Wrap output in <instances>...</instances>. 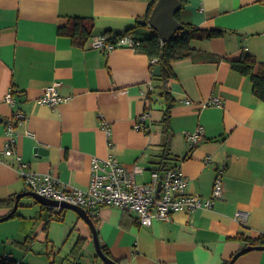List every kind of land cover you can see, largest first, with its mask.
<instances>
[{
	"label": "crops",
	"instance_id": "1",
	"mask_svg": "<svg viewBox=\"0 0 264 264\" xmlns=\"http://www.w3.org/2000/svg\"><path fill=\"white\" fill-rule=\"evenodd\" d=\"M153 1L0 0V218L31 190L18 160L3 152L10 123L16 150L30 169L83 189L94 157L115 155L130 170L142 167V182L151 180L167 150L188 178V191L203 197L211 195L217 168L224 165L222 198L211 208L178 211L170 221L148 226L131 211L102 206L94 219L101 244L122 264H228L247 239L264 233V100L254 93L251 76L231 63L244 50L264 63V0H187L177 15L181 22L224 33L192 39L190 53L173 61L169 132L165 89L153 78L150 57L132 48L106 52L90 45L94 35L115 38L131 27L137 37H147L153 28L140 20L148 18ZM74 16L94 21L83 46L59 32ZM54 81L62 96L71 97L56 106L40 101ZM12 86L19 91L15 104L6 101ZM212 96L222 105L203 106ZM146 110L150 129L138 130ZM199 127L204 136L192 149L187 134ZM61 208L22 196L16 216L0 221V256L23 264H103L92 229L76 210L50 218ZM239 210L249 213L244 224L236 218ZM80 239L83 254L74 259ZM234 264H264V250L243 253Z\"/></svg>",
	"mask_w": 264,
	"mask_h": 264
},
{
	"label": "built area",
	"instance_id": "2",
	"mask_svg": "<svg viewBox=\"0 0 264 264\" xmlns=\"http://www.w3.org/2000/svg\"><path fill=\"white\" fill-rule=\"evenodd\" d=\"M90 43L92 47L104 49L106 52L120 47L138 50L140 44L138 37L133 32H125L115 38L107 33L94 35ZM154 61L156 62L157 59ZM59 85V81L48 85L40 97V101L56 106L71 98L61 95ZM6 101L11 104L16 103L12 90L7 93ZM222 103L220 97L212 96L203 101L202 105L217 106ZM149 115V111L146 110L137 120L135 128L149 131ZM17 117L19 121H22L25 119V114L18 111ZM104 128L107 134L111 135V127L108 123H104ZM15 134L16 128L13 123H10L8 126L9 139L3 152L5 156L18 160L19 173L30 189L61 203L66 202L83 207L92 214L94 219L100 207L115 206L135 213L140 224L148 226L156 220L170 221L178 211L192 212L199 208H211L223 196V176L226 169L224 165L217 168L211 195L203 197L188 191L189 180L182 172L181 165L164 170L153 169L151 180L141 182L137 179V175L144 169L136 166L130 170L115 155H109L106 158L94 157L91 180L87 189L68 186L52 173H41L30 169L28 163L21 158L16 150ZM203 136L204 129L202 127L187 134L193 147L199 143ZM248 217L249 213L246 211L239 210L236 213V218L243 224L247 222Z\"/></svg>",
	"mask_w": 264,
	"mask_h": 264
},
{
	"label": "trees",
	"instance_id": "3",
	"mask_svg": "<svg viewBox=\"0 0 264 264\" xmlns=\"http://www.w3.org/2000/svg\"><path fill=\"white\" fill-rule=\"evenodd\" d=\"M158 0H154L150 5L148 17L151 15L153 8ZM183 3V8L185 7L187 0H181ZM178 17V16H177ZM146 19V18H145ZM184 24V28L177 31L174 35L173 39L168 42H163L159 36V33L152 29L151 33L147 37H143L139 39V46L138 51L146 53L151 59V68L155 69L158 64L162 65L161 75L154 76L156 80H158L162 87L165 89L164 96L166 100V109L165 114L163 117V123L165 126V131L169 132L171 128V108L174 104V97L171 91L168 89V84L170 79L175 75V72L172 67V63L174 60L178 58H182L187 56L190 53V41L192 39H205V38H213L220 36L224 33V29L214 28L211 30H206L199 28L192 23L189 22H182ZM94 28V21L91 18L81 17V16H74L69 17L68 23L65 26L60 27L59 32L61 34L69 35L73 38L74 43L76 45L83 46L87 40L92 36V31ZM132 28H128L126 32H132ZM157 59L155 62L154 60ZM232 67L239 71L241 74L245 76H251L252 81L254 83V93L264 100V63L259 62L257 58L251 55L248 51L244 50L241 57L236 60H232ZM13 94H19V91L15 90L12 86ZM16 102L17 98L15 96ZM194 147H192L193 149ZM166 153L163 154L162 160L153 167V169L164 170L169 167L176 166L177 164H173L171 160V156L168 154L167 150ZM14 198L10 199L12 203ZM52 210V209H49ZM67 209L61 208L57 213L50 216L51 219H63L64 218V211ZM16 213H13L12 216H16ZM243 238L242 236H238ZM248 245H264V234H261L257 238H249ZM31 243L30 240L26 241ZM84 241L80 239L78 244L72 250V257L74 259L80 258L82 256V246ZM102 249L104 253L114 259L112 254L110 253L109 248L106 245H102ZM98 258H101L99 254H96ZM118 261V260H117ZM122 264L120 261H118ZM0 264H23L20 263L10 256H0ZM103 264H107L103 261Z\"/></svg>",
	"mask_w": 264,
	"mask_h": 264
},
{
	"label": "water",
	"instance_id": "4",
	"mask_svg": "<svg viewBox=\"0 0 264 264\" xmlns=\"http://www.w3.org/2000/svg\"><path fill=\"white\" fill-rule=\"evenodd\" d=\"M182 8H183V3L181 0H158L153 8L151 15L147 19L140 20V23L144 25H150L154 30H156L159 33V36L163 42H168L173 39L177 31L184 28V24L177 17L178 13L182 10ZM161 69H162V65L158 64L154 69V75L156 76L161 75ZM160 189H161V183L159 185V191ZM24 195H32L41 203L45 205H49L51 207L60 206L62 208H71L76 210L83 217V219L90 225L92 229L93 241L97 253L102 258V260L107 264H120L117 260L112 259L111 257L107 256L104 253L102 249V244L100 241L98 229L96 226V221L94 220L92 214H90L89 211L83 207L74 206L66 202L61 203L58 200L45 197L35 191L30 190L28 192L21 193L16 197L13 210L8 215L1 217L0 221L10 218L13 215V213L16 212L19 205V201L21 197ZM255 249L264 250V245L246 246L241 251H239L231 259V261H229L228 264H234L238 256Z\"/></svg>",
	"mask_w": 264,
	"mask_h": 264
},
{
	"label": "rangeland",
	"instance_id": "5",
	"mask_svg": "<svg viewBox=\"0 0 264 264\" xmlns=\"http://www.w3.org/2000/svg\"><path fill=\"white\" fill-rule=\"evenodd\" d=\"M101 261V263H103V261L102 260H100Z\"/></svg>",
	"mask_w": 264,
	"mask_h": 264
}]
</instances>
